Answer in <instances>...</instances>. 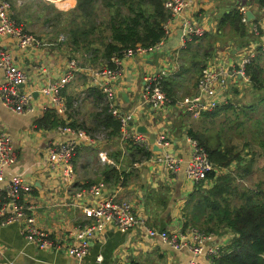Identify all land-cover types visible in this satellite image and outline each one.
I'll list each match as a JSON object with an SVG mask.
<instances>
[{"label":"crops","instance_id":"crops-1","mask_svg":"<svg viewBox=\"0 0 264 264\" xmlns=\"http://www.w3.org/2000/svg\"><path fill=\"white\" fill-rule=\"evenodd\" d=\"M241 6L251 9L256 16L254 21L247 22L248 31L244 38L237 37L230 27L221 26L225 15ZM222 7L225 8L223 11ZM256 8L257 2L252 3V0H191L183 14L168 23V33L159 49L122 60V70L115 88L121 109L133 113L130 129L138 132V128L144 126L149 138L152 133H166L172 141V146L166 152L182 159L177 173H172L163 164L142 159L141 154L126 145L128 141L122 135L114 139L103 134L95 116L105 104L104 94L95 75L90 74L86 67L78 66L73 70V79L61 89L66 110L61 115L56 112L52 93L43 92L41 88L59 80L76 62L79 64L76 52L67 42H58L59 36L55 33H38L43 43L22 49L15 39L4 38L2 43L11 52L14 63L29 76L22 89L33 91L34 110L16 113L0 101V130L11 137L17 156L16 161L4 170L5 180L0 183L3 188L0 192V210L3 209L5 214L12 210L6 187L13 176L22 177L33 188L23 196V201L31 206V215L36 218L38 226L57 242L69 245L70 242H77L75 238L80 228L89 221L84 208L100 198L99 195H90L89 188L102 182L103 197L115 195L121 199H130L137 213L145 219V225L122 230L110 223L103 224L99 233L91 239L88 254L78 259L65 250L40 249L27 241L20 222L3 224L0 218V264H188L191 260L196 264H212L206 256H195L189 249L174 250L160 238L150 236L146 227L184 235L192 226L201 228V224L193 225L191 222L193 206L187 204L200 186L204 189L212 187L221 174L231 173L235 185L255 193L263 192L264 179H260V184L253 185L248 180L250 174L252 178V174L259 171V167L254 162L246 164L250 160L245 163L243 157L246 156L235 144L236 140H240L239 137L245 138L247 134L244 132L245 121L239 119V112L249 115L251 113L245 110L252 111L249 106L257 103L238 96L242 89L240 84L246 81L236 79H231L228 84L229 94L226 97L229 102L219 106L215 116H208L205 112L196 117L173 103L157 110L144 102L141 95L146 77L162 69L167 72L165 89L174 99L197 94L201 69L206 63H227L236 68L240 50L249 42L258 41V35L252 31L261 16V10ZM13 10L15 18L33 32V22L25 17L24 11L19 17L18 13L16 16L14 5ZM185 18L202 26L205 34L184 41L182 35ZM256 58L264 67V51L259 50ZM3 81L0 72V83ZM248 84L255 99L261 91L256 92L252 83ZM99 90L103 95L101 105L96 99ZM234 93L238 96V107L233 103ZM49 110H54L65 123L56 128L40 126L37 121ZM231 112H238L236 133L229 121L235 114ZM72 123L81 126L74 127ZM60 126L84 129L86 137L81 138V146L68 170H51L49 148L76 138L74 134H63ZM224 127L226 135L220 132ZM190 129L203 132L208 145H220L221 149L227 146L232 148V156H241L242 160H233L231 165L234 168L230 166L226 171L216 170L214 177L204 180L200 185L192 183L185 173L191 154L188 140ZM261 140H264L263 136L254 135L251 140L241 141L242 144L245 142V148L254 143L264 151ZM151 148V152L156 153L153 144ZM111 168L116 169L120 175L117 183L105 181L106 178L110 179L106 172ZM252 182L255 183V180L252 179ZM79 192H84L83 198L77 197ZM225 233L215 235L209 245L222 243L229 251L234 234L229 229Z\"/></svg>","mask_w":264,"mask_h":264},{"label":"built area","instance_id":"built-area-1","mask_svg":"<svg viewBox=\"0 0 264 264\" xmlns=\"http://www.w3.org/2000/svg\"><path fill=\"white\" fill-rule=\"evenodd\" d=\"M190 3L191 0L165 1V8L169 12L168 19L164 23L165 36L168 33V23L182 15ZM260 10V19L252 28V31L258 35V41H252L240 50L238 55L240 60L236 68L234 65L229 66L227 63H206L201 69L197 94L192 97H177L174 99L168 95L165 89L164 80L167 72L166 69H162L146 77L141 95L143 101L149 103L157 110L173 103L196 117L205 112L215 111L222 104L228 103L229 100H227L226 95L229 94L228 84L231 79L250 82L249 76L246 74V67L256 59L259 50L264 51V8ZM239 11L243 15V21L249 22L246 17V7H239ZM204 34L205 29L202 26L196 25L190 19L185 18L182 35L184 41L202 37ZM4 38L15 39L17 45L22 49L30 45L40 44V41L15 18L13 3L10 0H0V72H2L4 78V81L0 83V101L4 106L16 113L33 111V91L24 90L19 86L21 83H26L29 76L14 63L11 52L2 43ZM67 40L66 34L62 33L58 37V42L65 43ZM160 45L161 42L148 47L137 45L124 49L121 54L114 53L108 64L92 73L93 76L95 75V80L104 94L108 111L120 122L123 139L147 149H152L150 138L145 133L131 131L130 125L133 113L125 112L119 106L115 83L121 74L123 58L155 51L159 49ZM77 67L78 65L75 63L71 70L59 80L41 88L43 92L52 93L55 110L60 115L66 110V103L61 95V89L73 79V70ZM86 69L89 70L88 68ZM59 129L65 135L74 134L76 138L52 145L48 150L49 165L51 170L63 168L68 170L81 146V138L86 137V132L84 129L70 126H60ZM188 140L191 145V154L185 173L189 181L194 184H201L207 179L208 173L215 169V166L206 149L196 139L190 137ZM156 143L163 149L162 152H152L147 160L163 164L172 173H177L180 170L182 159L173 153L166 152L172 146L171 139L164 132L157 133ZM16 159L17 156L11 137L7 132L0 130V183L5 180V168L14 163ZM103 187L104 183L101 182L89 188L90 195L95 197L99 195L100 198H98L96 203L84 208V213L89 221L80 228L77 238H75L77 242H70L69 245L57 242L38 226L36 218L31 215V206L23 201V196L32 191V185L18 175L13 176L6 187L11 200L12 210L6 212V214L3 209L0 210V218L3 224L20 222L22 233L27 241L40 249L51 251L65 250L69 255L81 259L88 254L90 241L99 233V228L103 224L110 223L122 230L145 225V219L137 213L130 199H121L115 195L103 197ZM2 189L0 186V192ZM78 196L83 198L84 192H79ZM146 229L150 236L160 238L174 250L189 249L195 256L204 255L208 260L219 257L225 250V245L222 243L209 245V242L214 239V234L196 227H190L186 235L149 227H146ZM188 264L196 263L191 260Z\"/></svg>","mask_w":264,"mask_h":264},{"label":"trees","instance_id":"trees-1","mask_svg":"<svg viewBox=\"0 0 264 264\" xmlns=\"http://www.w3.org/2000/svg\"><path fill=\"white\" fill-rule=\"evenodd\" d=\"M165 1L77 0L79 11L73 12L74 16L71 19L73 26L69 29L70 37L67 43L75 52L83 51L86 54H92L91 60L94 62L99 56L109 61L114 53L121 54L124 49L130 47L137 45L148 47L157 44L165 36L164 23L169 16L164 5ZM124 7L127 8L126 13L122 11ZM262 8H264V0H258L256 9ZM104 9L106 12L108 9L110 15L101 23L102 26L97 25L96 19L100 11ZM79 18L82 19L80 23H78ZM221 23L222 27H230L237 37L247 36V23L243 21V15L238 8L227 13ZM97 28L99 35L90 38ZM263 73L264 67L259 63L258 58L246 67V74L253 88L256 92L261 91L256 95L264 93ZM102 96L101 91H97L96 99L100 105ZM259 100V103L251 104L249 107L252 111L262 107L264 113V95L259 97ZM105 105H102L101 110L95 116L97 125L107 136L117 139L121 135L120 122ZM216 110L205 114L215 116ZM37 122L40 126L54 128L65 123L54 110L46 112ZM72 125L81 126L75 123ZM188 134L206 149L217 169L229 166L233 159L238 158L232 156L230 147L221 149L220 145H208L206 136L199 131L190 129ZM125 143L141 154L142 159H148L151 156L150 149L136 146L130 141ZM261 145L264 148V140H261ZM215 173L216 170L209 172L207 179L214 177ZM106 174L107 177L110 176V179L106 178V182L117 183L120 179L116 169L111 168ZM231 175V173L221 174L212 187L206 189L200 187L195 194H192L187 204L189 207L193 206L194 216L191 222L193 225L201 224L203 227L197 228L208 233H220V229L224 228L234 234L229 244L230 250L216 257L214 264H264V198H260L264 197V192L255 193L250 189L235 185L236 182Z\"/></svg>","mask_w":264,"mask_h":264},{"label":"rangeland","instance_id":"rangeland-1","mask_svg":"<svg viewBox=\"0 0 264 264\" xmlns=\"http://www.w3.org/2000/svg\"><path fill=\"white\" fill-rule=\"evenodd\" d=\"M10 1L14 5L16 16L18 13L19 17H20L21 12L24 11L25 17L27 19H30L33 22L34 29L32 30L33 32H31V31L30 32L41 43H43V42L37 36L38 33H49V32H51V33H55V35H57V37L60 36L61 33H63V34H66L67 37H70L69 29H70V27L73 26L71 24V19H73L74 13L76 12V10H78L77 9V0H10ZM246 1H248V0H246ZM255 2H257V0H252V3H255ZM224 9L225 8L222 7L221 10L223 11ZM122 11L126 13L127 8H125V7L122 8ZM226 11H228V10H226ZM107 12L105 11V9L100 11L98 18L96 19L97 25H100L104 21L105 18H108V16L110 15L108 9H107ZM81 20L82 19L79 18L78 23H80ZM101 26H102V24H101ZM98 30H99L98 28L95 29L94 34L90 38L97 37L99 35ZM106 37H107V35H106ZM76 55H77L76 58H77L78 63H79L77 65L88 68L90 70L89 71L90 74L96 72L100 67L108 64V60L106 58H102L100 56H99L97 61H95V62L92 61L91 58L93 57V55L92 54L90 55V53L86 54L83 51L76 52ZM248 83L249 82H242L240 84L242 89L240 91L241 92L240 95H238V96L244 97L245 100L248 99V100H250V102L253 100H254V103L260 102L259 97H262L264 95V93L256 95V97L254 99V96L252 95L251 91H249L250 88H249ZM250 95H251V97H250ZM238 96L235 93L233 95V103L235 106L238 105V102H237ZM245 111H248L251 114H249V115L244 114L243 115L241 112H239L240 113L239 119L245 121L244 132H246L247 134H246L245 138L239 137L240 140L239 141L236 140L235 144H236V147H238L241 150V152H243V154L246 156V157H243L245 160V163L250 160L246 164L250 165V162H254V163H256V167H259V171H255L252 174V178H251V174L249 175V177H248L249 184L250 185L257 184V183L260 184L261 183L260 179H264V151L259 149V147L254 143L245 148L244 147L245 142L242 144L241 140H246V139L251 140L254 138V135L259 136V137H262V136L264 137V113H263L262 107H259L256 111H251L248 109H246ZM233 113H235V114L231 117V119H229V121H230V123L233 124V132L236 133V129H237L236 119H237V113L238 112H231V114H233ZM248 117H249V119H248ZM84 128H88V127L85 126ZM220 132L223 135H226L225 127L221 128ZM94 134L101 135V133H94ZM103 134H105V132ZM93 136H95V135H93ZM226 148H229V147L227 146ZM247 154H249L250 156ZM233 160L234 161L235 160L241 161L242 158L240 156V157L235 158ZM231 164L227 167H222V168H218V169L215 168L214 170L226 171L230 168V166H231V168H234V165H231ZM249 173L250 172H248L247 175ZM252 179L255 180V183L252 182ZM206 187H208V185ZM197 190H199V189H197ZM262 190L264 192V182H263ZM260 198L263 199L264 197L261 196ZM225 232H226V230L224 228H221L220 233H216V232H211V233H213L215 236V235H221V234L225 235L226 234ZM225 251H226V249L223 252H225ZM214 259L212 260V258H211L212 264H214Z\"/></svg>","mask_w":264,"mask_h":264},{"label":"water","instance_id":"water-1","mask_svg":"<svg viewBox=\"0 0 264 264\" xmlns=\"http://www.w3.org/2000/svg\"><path fill=\"white\" fill-rule=\"evenodd\" d=\"M246 17H247V20L248 21H252V20H254L255 19V13L251 10V9H249V10H247V12H246ZM25 84L24 83H21L19 86L22 88L23 86H24ZM36 93H34V95H35ZM138 132H141V133H148V130L144 127V126H140L139 128H138ZM156 137H157V133H152L151 134V137H150V141H151V143L153 144V150L154 151H156V152H162V148L161 147H159L158 145H157V143H156ZM75 260V259H74ZM76 261H79L78 259H76ZM75 261V263H77Z\"/></svg>","mask_w":264,"mask_h":264}]
</instances>
